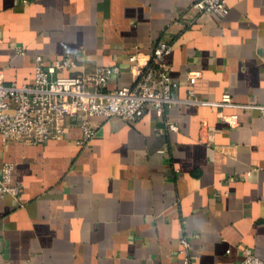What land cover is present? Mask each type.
I'll return each instance as SVG.
<instances>
[{"label":"crops","instance_id":"obj_1","mask_svg":"<svg viewBox=\"0 0 264 264\" xmlns=\"http://www.w3.org/2000/svg\"><path fill=\"white\" fill-rule=\"evenodd\" d=\"M195 1L0 0L7 82L32 83L37 55L72 53L78 70L121 66L108 89L132 85L131 54L166 41L181 97L230 93L237 104L180 103L163 116L150 105L136 122L93 116L88 144L82 116L44 143L0 133V180L12 162L11 184L22 185L20 199L0 198V264H179L184 235L192 264H235L244 247L264 258V114L240 106L264 103V0H228L225 17L199 14Z\"/></svg>","mask_w":264,"mask_h":264},{"label":"built area","instance_id":"obj_2","mask_svg":"<svg viewBox=\"0 0 264 264\" xmlns=\"http://www.w3.org/2000/svg\"><path fill=\"white\" fill-rule=\"evenodd\" d=\"M194 8L199 14L214 13L225 17L230 12L228 0H196ZM173 45L166 41L156 44L150 54L135 51L131 54L129 70L133 84L108 89L110 79L123 68L119 65L97 66L93 70H78L82 65L72 53L47 63L43 55L35 58L36 75L32 83L7 82L4 71H0V133L5 143L19 141L23 143H44L50 139L63 138L69 127L70 119L78 116L83 136L80 143L88 144L99 131V125L93 116L110 118L120 116L136 122L154 105L160 116L166 108L180 103L211 105L221 108L237 106L230 93L220 101H214L191 95L181 97L179 83L171 75L172 65L167 56ZM20 52H24L20 50ZM66 72V73H65ZM198 72H190L194 79ZM240 106L259 109L264 114V103L242 104ZM223 119L235 126L239 122L237 114L220 111ZM171 129L178 125L168 120ZM14 163L6 162L0 180V198L10 192L21 198L22 185L11 184ZM180 252L184 261L179 264H192L196 255L192 242L187 235L181 240ZM235 264H264V258L258 256L252 248L244 247L241 258Z\"/></svg>","mask_w":264,"mask_h":264}]
</instances>
